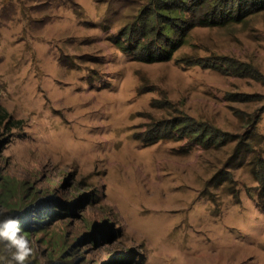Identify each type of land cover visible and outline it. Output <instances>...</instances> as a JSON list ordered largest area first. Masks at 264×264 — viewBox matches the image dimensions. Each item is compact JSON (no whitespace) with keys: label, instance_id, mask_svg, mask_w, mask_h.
Wrapping results in <instances>:
<instances>
[{"label":"rangeland","instance_id":"374dc122","mask_svg":"<svg viewBox=\"0 0 264 264\" xmlns=\"http://www.w3.org/2000/svg\"><path fill=\"white\" fill-rule=\"evenodd\" d=\"M149 1L0 0V219L30 264H264V5L166 57Z\"/></svg>","mask_w":264,"mask_h":264},{"label":"trees","instance_id":"16d2710c","mask_svg":"<svg viewBox=\"0 0 264 264\" xmlns=\"http://www.w3.org/2000/svg\"><path fill=\"white\" fill-rule=\"evenodd\" d=\"M229 2H232V4L237 3L235 13L229 11V8H234L233 5L228 7ZM263 5L264 0H150L142 8V18L138 22V30L141 35L148 38L147 41L151 42L142 43L138 47L146 49L148 47L147 43H153V39L157 42L158 39L166 38L172 41L169 47L170 50L167 52L166 47L162 49L166 51V57H171V51L174 50L175 45L177 47L183 43L184 35L190 26L213 25L216 23L215 20L218 15L220 17L228 15L233 20H239L243 15L240 13V9L249 8L248 11L251 12L254 9H262ZM181 22H184L185 25H181ZM179 26L182 32L178 31ZM141 42L143 41L139 43ZM152 59L154 60V56H151L150 60ZM7 116L6 112H2L0 108V121H4ZM243 153L242 151L240 154V163L245 158ZM236 157L235 152L228 163ZM253 162L255 163L253 173L256 181L261 186L260 192L264 195V157H260Z\"/></svg>","mask_w":264,"mask_h":264},{"label":"clouds","instance_id":"9594fccd","mask_svg":"<svg viewBox=\"0 0 264 264\" xmlns=\"http://www.w3.org/2000/svg\"><path fill=\"white\" fill-rule=\"evenodd\" d=\"M0 243H3L5 252L10 254L0 255V264H30L32 248L22 234L18 218L7 216L0 219Z\"/></svg>","mask_w":264,"mask_h":264},{"label":"bare ground","instance_id":"6f19581e","mask_svg":"<svg viewBox=\"0 0 264 264\" xmlns=\"http://www.w3.org/2000/svg\"><path fill=\"white\" fill-rule=\"evenodd\" d=\"M159 263V262H158ZM159 264H162V263H159ZM171 264V263H170Z\"/></svg>","mask_w":264,"mask_h":264}]
</instances>
